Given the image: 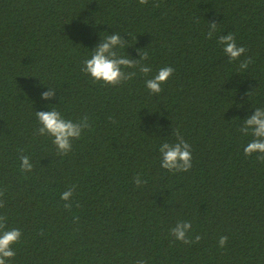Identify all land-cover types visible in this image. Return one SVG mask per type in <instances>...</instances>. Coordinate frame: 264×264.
I'll return each instance as SVG.
<instances>
[{"label":"trees","instance_id":"16d2710c","mask_svg":"<svg viewBox=\"0 0 264 264\" xmlns=\"http://www.w3.org/2000/svg\"><path fill=\"white\" fill-rule=\"evenodd\" d=\"M208 22L218 25L212 39ZM113 32L128 41L122 55L148 53V76L129 69L137 75L113 87L82 72ZM229 32L246 48L231 63L217 43ZM164 66L175 71L151 94L145 80ZM49 87L56 96L44 100ZM51 107L89 118L66 156L35 133V111ZM256 107L264 0H0V216L22 231L6 264H264V162L245 157L253 137L239 131ZM177 129L193 166L172 174L159 146ZM21 154L31 172H21ZM137 174L147 183L137 187ZM178 221L201 240H175Z\"/></svg>","mask_w":264,"mask_h":264},{"label":"clouds","instance_id":"9594fccd","mask_svg":"<svg viewBox=\"0 0 264 264\" xmlns=\"http://www.w3.org/2000/svg\"><path fill=\"white\" fill-rule=\"evenodd\" d=\"M149 0H139L140 5L148 4ZM159 6V5H156ZM207 38L212 39L218 30V25L215 22H208ZM217 43L222 46V50L228 57L229 62L238 60L245 52L244 46H237V42L233 33L220 35ZM128 46L123 36L118 32H113L101 38L100 43L92 50V55L83 61L82 72L89 75L95 82L104 85L117 86L124 82L132 80L137 71H128L129 69L138 70L144 76H148L152 72L150 65L141 63L148 60V53H140V59L135 60L131 56L122 55L119 49H124ZM252 63L251 58H247L240 62L239 68L246 70L249 64ZM174 68L164 66L150 79L145 80V86L151 94H160L163 89L162 84L167 83L168 79L173 75ZM247 93V95H249ZM56 96V89L49 87V91L42 93V99L51 100ZM38 124L35 133L42 137L52 138V143L56 146L57 154L66 156L72 150L73 141L79 140L85 129H89V118L82 117L78 121L65 118L62 113L51 107L50 111H35ZM243 126L239 131L244 135H251L253 139L244 148L245 157H251L256 153V159L264 162V107H256L254 114L246 117L242 121ZM175 142H164L159 146L160 166L168 172L175 174L180 172H188L192 168V149L191 145L180 134L179 130L175 131ZM21 172H31L33 165L30 158L21 154ZM146 180H141L140 175L135 177V184L139 187L141 184H146ZM69 188L61 195V199L69 201L73 196V189ZM5 190H0V197H3ZM4 202L0 200V208H3ZM77 206H79L77 204ZM65 208L70 209L71 203H65ZM192 229L190 221H178L176 226L170 230V234L177 241L184 244L198 243L201 236L196 235L195 240H192L188 233ZM22 231L19 228L7 227V217L0 216V264H6V261L14 259L16 252L13 250V245L20 242ZM228 242L227 236L219 238L221 248L225 247ZM136 264H147L145 260H138Z\"/></svg>","mask_w":264,"mask_h":264}]
</instances>
